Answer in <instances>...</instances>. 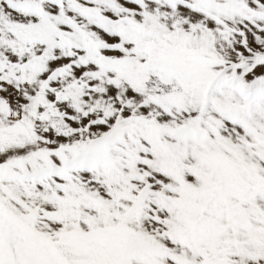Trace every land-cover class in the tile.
Instances as JSON below:
<instances>
[{"label": "snow or ice", "instance_id": "1", "mask_svg": "<svg viewBox=\"0 0 264 264\" xmlns=\"http://www.w3.org/2000/svg\"><path fill=\"white\" fill-rule=\"evenodd\" d=\"M0 264H264V0H0Z\"/></svg>", "mask_w": 264, "mask_h": 264}]
</instances>
